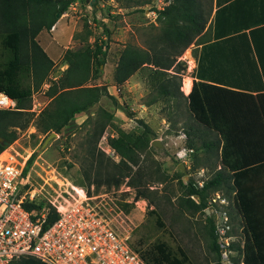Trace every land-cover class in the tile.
I'll use <instances>...</instances> for the list:
<instances>
[{"label":"trees","instance_id":"obj_1","mask_svg":"<svg viewBox=\"0 0 264 264\" xmlns=\"http://www.w3.org/2000/svg\"><path fill=\"white\" fill-rule=\"evenodd\" d=\"M114 1L123 8H139L147 4L155 11L157 27L155 32L146 37L144 46L131 42L122 44L114 63V83H121L144 63L159 68L177 66L180 61L175 59L176 55L190 42L197 41L198 47L193 48L196 62L191 72L197 80L192 82L189 92L186 95L180 92V77L177 73H172L156 85L149 94V101L155 102L172 93L179 94L193 119V123H187L184 127L185 146L194 152H205L209 157L212 150L216 152L221 138V161L226 162L224 150L232 146L233 135L232 130L225 129L223 121L217 118L216 108H220L219 103L226 99L227 94L251 95L253 91L260 93L263 90L264 53L261 54L258 47L262 43L264 48V23H231L225 12L230 7L231 0H214L215 8L207 25L205 23L210 7L204 10L201 0H165L160 8H155L153 0ZM71 2L72 0H0V44L6 53L0 66V90L16 100V108H0V151L5 148L6 143L16 138L17 129L28 123L43 136L51 130L59 132L75 113L88 109L101 95L111 97L105 84H85L87 79L99 77L102 70L99 65L104 62L107 44L105 40H101L90 45V28L83 25V34L78 36L77 47L63 50L65 68L43 90L49 97L47 104L36 114L29 110L31 92L40 87L53 64V60L38 43L36 35L42 29H50ZM239 14L244 16L245 12L241 11ZM72 36L75 38L76 34L73 33ZM23 71L30 75L28 87H20L16 79V75ZM106 125H111V113L101 105H97L93 113L77 125L86 126L84 142L87 144H82L86 147L78 159L82 161L79 166L83 163V169H79L82 177L78 184H83L82 178L86 183L96 179V175L90 177L86 173V168L97 172L101 167L107 166L104 171L105 185L115 188L124 182L134 187L140 195L150 198L147 194L149 189L143 185L145 179L142 181L147 175H143L138 159L139 153H146L153 148L145 139L150 131L148 125L142 122L143 129L139 133L114 125L115 135L108 137L107 144L121 149L116 161L103 151L95 149L94 141ZM34 156L35 151H32L25 160L22 175ZM242 170L230 165L227 169L220 167L202 178L200 183L190 176L185 181L179 179L176 204L179 209L190 213H205L204 208L210 203L212 191L220 188L227 192L234 190L233 205L245 231V244L241 247L244 252L242 264H247L248 255L253 258L252 264H264L259 251L263 233L254 231V223L246 211V202L238 191L240 183L237 179ZM141 181L142 187L139 186ZM34 201L36 202H29L27 206L43 204ZM47 205L52 207L47 214L49 222L56 217L57 212L53 206ZM204 217L209 248L213 251L216 264H220L214 217L209 214ZM233 246L230 242L229 247L235 249ZM133 248L146 264H161L140 253L136 247ZM12 264L46 263L31 256H21L14 259ZM236 264H240L239 261Z\"/></svg>","mask_w":264,"mask_h":264},{"label":"rangeland","instance_id":"obj_2","mask_svg":"<svg viewBox=\"0 0 264 264\" xmlns=\"http://www.w3.org/2000/svg\"><path fill=\"white\" fill-rule=\"evenodd\" d=\"M201 1L204 10L210 7L205 23L207 25L212 14L213 0ZM153 4L155 8L161 7L157 0H153ZM66 12L64 18L75 27L64 28L62 37L65 39L71 30L76 37L71 35L72 38L70 42H66L65 47L56 46L57 50L52 55L53 64L46 79L30 94L29 110L36 114L47 104L49 97L43 90L65 68L63 50L77 47L78 36L83 34V25L90 28V45L101 40H105L107 44L104 62L99 65L102 69L99 77L87 79L85 84H105L111 97L101 95L88 109L75 113L68 124L43 145L45 136L31 123L18 128L16 138L7 143L0 154L10 152L22 163L35 151V156L23 175L24 186L34 192L35 200L48 208L52 207L47 203L59 210L60 207L87 199L120 236H126L131 247H136L140 253L161 264H216L213 251L209 248L204 215H213L215 222H222L224 213L229 225L227 234L235 247L229 256L235 263L240 261L244 255L241 247L245 244V231L230 192L224 188L212 191L210 203L204 208L205 213H190L179 209L176 204L178 180L185 181L190 176L199 182L216 169L217 162L214 155L208 157L205 152H194L185 146L184 127L187 123H193V119L186 110L182 97L172 93L155 102L149 101V94L156 85L172 73H177L180 77V92L183 94L188 91V74H191L196 62L193 48L198 47L197 41L190 42L176 55L175 59L180 61L177 66L159 68L144 63L124 81L115 84L112 73L122 44L131 42L144 46L146 37L157 30L155 17L149 14L147 4L139 8H123L114 0H72ZM45 34L46 31L43 30L41 36ZM5 56L0 44V66ZM179 66H183L182 69H178ZM16 79L20 87L30 86L31 79L27 72L18 73ZM97 105L111 113V125H106L94 141L95 149L103 151L114 161L121 153L120 148L107 144L108 137L115 135L114 125L139 133L143 129V122L150 129L145 136L148 144L152 145V139L159 140L160 145H152L153 148L138 156L141 171L143 175H147L142 181L145 179L143 185L149 189L147 194L150 198L140 195L134 187L124 182L115 188L105 185L104 171L107 166L101 167L97 172L86 168L90 177H97L89 183L82 178L83 184H78L82 177L79 169H83V163L79 166L82 161L78 159L86 147L82 146L85 143L86 126L77 125L92 114ZM79 193H83L82 198ZM139 196L141 197L138 198ZM219 262L222 264L224 260L220 259Z\"/></svg>","mask_w":264,"mask_h":264},{"label":"built area","instance_id":"obj_3","mask_svg":"<svg viewBox=\"0 0 264 264\" xmlns=\"http://www.w3.org/2000/svg\"><path fill=\"white\" fill-rule=\"evenodd\" d=\"M157 1L161 6L165 3ZM148 8L155 17V11ZM0 108H16L15 98L2 90ZM24 164L10 152L0 154V264H12L21 256L46 264H146L126 236H120L87 199L55 209L57 215L49 222L48 207L27 206L36 201L34 192L24 186ZM221 220L215 222V230L222 264H236L229 256L233 249L228 246L229 225L224 213Z\"/></svg>","mask_w":264,"mask_h":264},{"label":"crops","instance_id":"obj_4","mask_svg":"<svg viewBox=\"0 0 264 264\" xmlns=\"http://www.w3.org/2000/svg\"><path fill=\"white\" fill-rule=\"evenodd\" d=\"M71 4L72 2L69 5ZM227 8L225 9L226 17L231 23L246 21L264 23V0H231L230 7ZM241 11L245 12L244 16L239 14ZM65 14H67L66 10L58 16L50 29H42L36 35L38 43L52 60V55L57 50L56 46L65 47L66 42H70L73 37H71L72 30L65 39L62 37L63 29L73 26L64 18ZM43 30L46 31L45 36H41ZM261 45L262 43L258 50L263 54L264 48ZM188 76L190 77V87L183 93L185 95L191 89L192 82L197 80V77L192 74H188ZM260 91V93L253 91L251 95L226 93V99L219 103L220 108H216V116L223 121L225 129L232 130V146L226 147L224 150L226 162L221 161V138L216 152L212 150L210 155H214L217 159L216 169L220 167L227 169L229 165L244 169L238 175L237 182L240 183L238 191L241 192L246 202V211L254 223V231L263 233L259 251L260 256L264 258V88ZM208 134L211 135L210 132ZM230 193L232 198L234 190L231 189ZM240 261L242 262V258ZM252 262L253 258L248 255L246 263L252 264Z\"/></svg>","mask_w":264,"mask_h":264},{"label":"water","instance_id":"obj_5","mask_svg":"<svg viewBox=\"0 0 264 264\" xmlns=\"http://www.w3.org/2000/svg\"><path fill=\"white\" fill-rule=\"evenodd\" d=\"M56 134V132L54 131V130H51V131H49L46 135H45V137H44V139H43V142H42V144L41 145H43L51 136H53V135H55ZM7 144V143H6ZM151 144L152 145H160V142H159V140L158 139H152V141H151Z\"/></svg>","mask_w":264,"mask_h":264},{"label":"bare ground","instance_id":"obj_6","mask_svg":"<svg viewBox=\"0 0 264 264\" xmlns=\"http://www.w3.org/2000/svg\"><path fill=\"white\" fill-rule=\"evenodd\" d=\"M83 194V193H82ZM82 194L81 193H79V197L80 198H82ZM61 209H64L65 208V206L64 207H60ZM61 209H59V210H61Z\"/></svg>","mask_w":264,"mask_h":264},{"label":"clouds","instance_id":"obj_7","mask_svg":"<svg viewBox=\"0 0 264 264\" xmlns=\"http://www.w3.org/2000/svg\"><path fill=\"white\" fill-rule=\"evenodd\" d=\"M199 182H201V181H199Z\"/></svg>","mask_w":264,"mask_h":264}]
</instances>
